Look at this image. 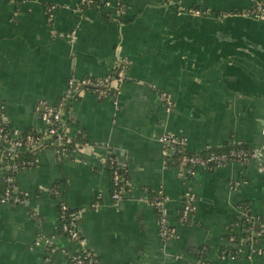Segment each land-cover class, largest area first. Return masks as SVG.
Returning <instances> with one entry per match:
<instances>
[{
	"label": "crops",
	"instance_id": "crops-1",
	"mask_svg": "<svg viewBox=\"0 0 264 264\" xmlns=\"http://www.w3.org/2000/svg\"><path fill=\"white\" fill-rule=\"evenodd\" d=\"M261 1L109 0L87 8L0 0V110L10 128L44 132L43 105L57 104L70 78H102L128 62L125 79L112 83L115 96L80 92L62 110L66 136L80 145L64 156L41 148L35 165L14 175L15 202H0V264H69L82 250L97 264H264V235L254 231L264 214V153L188 177L165 166L159 142L183 137L192 153L228 142L264 146V17L244 15ZM109 150L127 177L117 206ZM185 193L195 197L188 225L178 219ZM152 198H164L171 240L159 236ZM242 203L255 241L243 247L237 231L241 249L218 260ZM60 204L78 213L82 245L59 230Z\"/></svg>",
	"mask_w": 264,
	"mask_h": 264
},
{
	"label": "built area",
	"instance_id": "built-area-1",
	"mask_svg": "<svg viewBox=\"0 0 264 264\" xmlns=\"http://www.w3.org/2000/svg\"><path fill=\"white\" fill-rule=\"evenodd\" d=\"M77 4L82 7H92L97 4H101L102 6H108L109 0H76ZM49 12L52 11V6L47 8ZM191 13L195 15H200L201 12L198 10H191ZM245 16L259 19L264 17V1L257 2L253 5L252 9L248 12L244 13ZM128 67V62L124 59H121L117 62L115 66V71L113 76L111 74H108L105 77L102 78H94V77H85V78H70L67 82V87L61 96V100L58 103V105L53 108V106H47L43 105L44 109L41 112V119L46 123L49 124V127L47 128V134L48 135H54L55 138L53 139L51 145L54 147L56 152L59 156H64L68 154V151L65 149L64 145L67 142L66 140V134L65 131L61 133V130H59V122L61 119V113L63 110V107L65 106V103L67 100L80 92H91L95 94L99 99H102L106 96H115L116 90L112 86V83L115 81H121L125 79L126 70ZM166 110L169 111V104L167 103ZM20 131L17 129H14L10 133V138L7 137V135H3L0 133V140L2 142H7L9 139L12 140V147L14 149H21L22 147L28 146L31 147L34 144H36L39 141V138H33L32 136H26L24 139H20ZM261 134L264 135V128L261 130ZM159 142L161 144L163 154H164V163L165 166H169L172 158L174 155L178 154L177 161L179 162L178 168H183L185 170V173L188 177H192L195 175V172L197 169H208V164L211 162H215L216 168L227 166L232 163H237V161H234L236 159H239L242 155V152H231L228 155L222 154V155H210L208 158L203 159L199 156H187L186 151V142L183 137H176L174 135H163L159 138ZM258 152L264 153V146H262L259 150H256L255 148L250 153V156L247 161L254 159L257 157ZM12 157V156H11ZM246 161V162H247ZM115 160L112 158H106L104 159V163H107L108 166L111 168V200L117 206L118 202L121 200L124 189L119 188L120 182H123L121 174L119 171L113 167L112 164H114ZM0 163L2 166H6L8 163L4 160L2 157V152L0 151ZM188 165L189 167H185ZM8 170H14L18 171L20 170L19 167L16 165L9 166L7 168ZM6 167L3 168L4 174H6L7 171ZM7 181H13L11 178H7ZM11 190L6 189L2 196H0V202L5 203L10 201L11 199ZM163 201L164 198L158 201H154L151 204L155 208V211L161 213V216L158 217L159 221V236L164 241L171 240L174 238V230L166 223L163 213ZM195 205V197L190 193H185L182 198L181 203V209L179 213V222L181 224H186L190 220L191 213L194 210ZM65 208L62 207V211H64ZM78 215L77 212H74L70 214L71 216V222L69 225H63L62 229L64 232H67L68 238L73 241L77 242L80 245L83 244V241L81 240V237L78 234V231L76 229L77 223H75V217ZM257 220V219H256ZM259 235H264V225L259 226V230L257 232ZM250 253L258 254L259 251H256L254 249L250 250ZM226 258V256L219 255L218 260H223ZM97 259L88 251H81L74 255L69 256V264H97ZM196 264H216V262L213 261H202L197 262Z\"/></svg>",
	"mask_w": 264,
	"mask_h": 264
},
{
	"label": "trees",
	"instance_id": "trees-1",
	"mask_svg": "<svg viewBox=\"0 0 264 264\" xmlns=\"http://www.w3.org/2000/svg\"><path fill=\"white\" fill-rule=\"evenodd\" d=\"M92 7H99L100 8L101 4H97V5H94ZM87 8H90V7H87ZM114 71H115V69H113V71L110 73L111 76H113ZM76 96H77V94L71 96L67 100V102L65 103L66 108L70 104L71 100L73 98H75ZM60 100H61V98L58 100L57 104H55L53 106V108H55L58 105ZM64 107H63V109H64ZM58 125L60 127L59 130H61V133L63 131H65L63 128L61 119H60V122ZM48 127H49V124H47L45 131L42 133H35L32 131L19 132L20 137H21L20 139H24L26 136H32L33 138H39V141L31 147L25 146V147H22L21 149H14L12 147V140L11 139H9L7 142H2L0 140V149L2 152V157L8 163L6 166H3V168L6 167V169H7L9 166L16 165L17 167L20 168V170H23V169L31 168L32 166H34L35 160H36L34 158L35 153L41 148H44L47 146L52 147L51 143H52L53 139L55 138V136L47 134V128ZM13 130H14L13 128H10L7 125V123L4 119L3 110L1 109L0 110V133L3 135H7V137L10 138V133ZM65 137H66L67 142L65 143L64 147L68 152L70 150H72L76 145H80L81 142H83L78 137L73 138L72 140L69 139L67 136H65ZM252 150H253V148L247 144L229 143L228 142V143H225L221 146L209 147V148H206V149L201 150V151L196 152V153L188 152L186 149L185 153L187 156H199L203 159H206L210 155L218 156V155H222V154L228 155L231 152H234V153L242 152V155L240 156V158L239 159L234 158L235 159L234 161H237V163H245L248 160ZM107 156H108V158H112L115 160L114 164H112V165L114 168H116L119 171V173L122 176V179L124 180L123 182H120L119 188H123L124 190H126V181H127L126 173H125L124 167H122V165H119L116 152L109 150L107 152ZM177 157H178V154L174 155V157L172 158V160L169 164V167H174V168L179 167V162L177 161ZM105 166H106V168H107V170L111 176L110 166H108L107 163H105ZM208 166H209V170L216 169L215 162L209 163ZM185 167H189V166L186 165ZM7 171L8 172L3 175V178L0 181V196L3 195V193L5 192L6 189H10L11 190L10 194H11V198H12L13 193L16 189V184L14 183L13 178H14V175L16 174V172H18L19 170L14 171L12 169L11 170L7 169ZM7 178H11V180H13V181H7ZM154 196H155V198H157L156 193H154ZM153 198L150 199V201L152 200V202H154V201L160 200V199H157V200L154 199L153 200ZM10 202L14 203L15 200L10 199L9 203ZM239 206H240V208H242V219L241 220H234L228 225L226 240L231 239V243L226 245V246H221L219 248V252H220L221 256H227L229 253L233 254L238 249H241V248H239L240 247L239 246V239H238V236L236 235L237 231H240L239 238L243 240V243H242L243 247L248 246L251 242L255 241L256 237L254 238L252 236L253 224L250 222V220H251L250 210L243 203L240 204ZM62 207L65 208L64 211H62ZM74 212L75 211L70 210L69 208H67L63 204L59 205L58 228L62 233L66 234V236L68 234H67V232L63 231L62 227L65 224L66 225L70 224V222L72 221L70 214H72ZM156 214H157V217L161 216V213H159L157 211H156ZM73 221H75V223H78V215L75 217V220H73ZM189 223H190V221H188L186 223V225H188ZM257 223L259 224L260 227L264 225V214L258 217Z\"/></svg>",
	"mask_w": 264,
	"mask_h": 264
},
{
	"label": "water",
	"instance_id": "water-1",
	"mask_svg": "<svg viewBox=\"0 0 264 264\" xmlns=\"http://www.w3.org/2000/svg\"><path fill=\"white\" fill-rule=\"evenodd\" d=\"M16 194H17V191L15 190L14 193H13V197L11 198L12 200H15L16 199V197H15ZM258 230H259V224L258 223H255L254 224V231L255 232H258Z\"/></svg>",
	"mask_w": 264,
	"mask_h": 264
},
{
	"label": "rangeland",
	"instance_id": "rangeland-1",
	"mask_svg": "<svg viewBox=\"0 0 264 264\" xmlns=\"http://www.w3.org/2000/svg\"><path fill=\"white\" fill-rule=\"evenodd\" d=\"M191 10H197V9H191ZM191 10H190V12H191ZM199 11V10H198ZM193 14V13H192ZM195 15V14H194Z\"/></svg>",
	"mask_w": 264,
	"mask_h": 264
}]
</instances>
